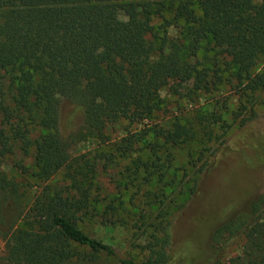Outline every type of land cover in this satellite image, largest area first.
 Here are the masks:
<instances>
[{"label": "trees", "instance_id": "obj_1", "mask_svg": "<svg viewBox=\"0 0 264 264\" xmlns=\"http://www.w3.org/2000/svg\"><path fill=\"white\" fill-rule=\"evenodd\" d=\"M166 11L168 27L183 23L182 41L154 53L152 17ZM201 49L229 59L239 89L255 104L264 92V0H0V237L10 262L171 264L168 229L160 250L151 248L144 261L121 257L85 233L79 222L89 212L92 185L84 187L75 176L69 175L70 187L47 184L21 211L20 186L2 164L15 148L32 151L35 177L48 183L70 167L69 136L60 126L63 102L80 114L90 137L101 138L119 119L149 120L171 83L177 93L192 73L195 90L206 82L190 61ZM156 134L173 145L193 138L179 122ZM131 146L127 142L122 152ZM147 167L137 161V168ZM211 240L204 264L226 258L227 264H264V194L247 213L224 219ZM238 242L239 254L228 257Z\"/></svg>", "mask_w": 264, "mask_h": 264}, {"label": "rangeland", "instance_id": "obj_2", "mask_svg": "<svg viewBox=\"0 0 264 264\" xmlns=\"http://www.w3.org/2000/svg\"><path fill=\"white\" fill-rule=\"evenodd\" d=\"M171 20L168 11L152 17L153 36L148 39L154 53L173 41L181 43L183 23L168 27L165 22ZM190 61L206 75L199 90L194 89L195 73L180 83L177 93L171 83L159 93L158 110L149 120L108 123L101 138L86 135L80 114L63 102L60 126L69 136V168L43 183L35 177L32 151L15 148L3 158V171L23 194L20 210L26 211L47 184L70 187L72 175L84 187L92 185L90 209L79 227L119 256L146 260L151 248L160 250L163 229H168L171 264L207 262L213 231L231 215L247 213L251 202L264 194V92L256 95L254 104L239 89L229 59L213 51L201 49ZM176 122L192 131L190 141L168 144L156 134ZM36 136L33 132L30 138ZM129 141L132 150L124 154ZM137 161L147 169L137 168ZM240 246H232L228 257L237 256ZM226 259L221 264H227ZM0 264H16L7 259L1 237ZM66 264L112 263L101 259Z\"/></svg>", "mask_w": 264, "mask_h": 264}]
</instances>
